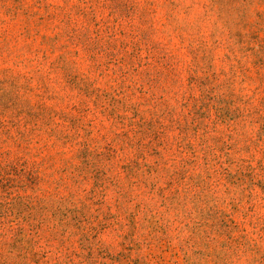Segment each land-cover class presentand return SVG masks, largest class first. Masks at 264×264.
Returning a JSON list of instances; mask_svg holds the SVG:
<instances>
[{"label": "rangeland", "instance_id": "obj_1", "mask_svg": "<svg viewBox=\"0 0 264 264\" xmlns=\"http://www.w3.org/2000/svg\"><path fill=\"white\" fill-rule=\"evenodd\" d=\"M0 264H264V0H0Z\"/></svg>", "mask_w": 264, "mask_h": 264}]
</instances>
